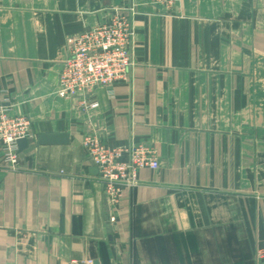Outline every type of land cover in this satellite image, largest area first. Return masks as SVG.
<instances>
[{"label": "crops", "instance_id": "0c3cea01", "mask_svg": "<svg viewBox=\"0 0 264 264\" xmlns=\"http://www.w3.org/2000/svg\"><path fill=\"white\" fill-rule=\"evenodd\" d=\"M116 12L132 19L134 66L84 110L57 94L69 42ZM5 103L33 138L17 169L0 157V264H264V0H0ZM93 135L160 163L115 224Z\"/></svg>", "mask_w": 264, "mask_h": 264}, {"label": "built area", "instance_id": "2783aa9c", "mask_svg": "<svg viewBox=\"0 0 264 264\" xmlns=\"http://www.w3.org/2000/svg\"><path fill=\"white\" fill-rule=\"evenodd\" d=\"M163 1L171 6L177 0ZM133 40L132 19L121 12L114 13L108 23L72 38L69 58L59 78L58 96L81 95L80 106L84 110L98 109V102L87 100L84 96L98 88L112 93L117 85L127 81L134 66L131 54ZM7 103L0 105V157L5 166L15 170L19 167L18 142L33 138L32 122L26 116L14 115L13 106ZM84 147L98 169L112 211L110 222L115 224L124 190L139 185V171H158L159 160L155 151L144 144L109 146L95 135L85 137Z\"/></svg>", "mask_w": 264, "mask_h": 264}, {"label": "water", "instance_id": "95a60500", "mask_svg": "<svg viewBox=\"0 0 264 264\" xmlns=\"http://www.w3.org/2000/svg\"><path fill=\"white\" fill-rule=\"evenodd\" d=\"M40 144H67L68 137L62 135H42L39 137ZM19 152L22 153L28 149V141L26 139L18 142Z\"/></svg>", "mask_w": 264, "mask_h": 264}]
</instances>
